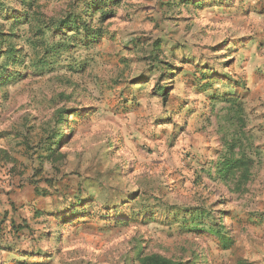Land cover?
Returning <instances> with one entry per match:
<instances>
[{"label":"rangeland","instance_id":"1","mask_svg":"<svg viewBox=\"0 0 264 264\" xmlns=\"http://www.w3.org/2000/svg\"><path fill=\"white\" fill-rule=\"evenodd\" d=\"M215 1L195 9L123 0L106 22L112 37L63 53L51 72L8 67L15 77L0 84L1 264H138L137 247L183 264H264V0ZM4 2L11 10L0 15V51L13 45L28 58L43 48L37 23L78 5L35 0L27 11L18 0ZM26 13L28 22L15 23ZM127 35L139 39L136 46H127ZM46 39L58 37L46 29ZM155 40L163 42L161 60L178 67L161 82L170 86L166 100L155 90L160 71L146 60ZM198 63L212 67L207 76L231 82L198 79ZM226 91L241 98L243 111ZM60 109L82 116L61 124ZM58 132L62 156L53 161L47 149ZM233 137L235 152L250 160V180L240 188L215 174ZM133 191L137 200L119 203L118 215L132 216L123 223L94 217L57 226L48 214L83 194L118 192L122 200ZM180 207L214 218L195 229ZM12 221L24 230L11 234Z\"/></svg>","mask_w":264,"mask_h":264},{"label":"trees","instance_id":"2","mask_svg":"<svg viewBox=\"0 0 264 264\" xmlns=\"http://www.w3.org/2000/svg\"><path fill=\"white\" fill-rule=\"evenodd\" d=\"M21 4H24L27 7V11L34 6L35 0H18ZM211 2H216L215 0H172V3L175 5H183L185 7H193L197 9H202ZM123 0H78V5H75V2L72 7L60 18H51L43 21H39L37 23V32L36 34L39 36V43L43 46L42 50L36 55L35 58H28L24 50L19 49L16 46L9 45L5 49H1L0 51V84H5V81H9L15 77V74L6 75L7 69L9 66L17 64L23 65L25 72H48L53 71L56 68V61L60 59L63 53L68 52L72 48H76L78 46H90L91 44L98 42L102 37H112L113 32L109 30L108 24L106 22L115 17L117 12L121 9H124ZM11 10V8L6 7L4 0H0V15L5 13V11ZM39 5L37 1V21L40 20L42 15L38 12ZM17 24H23L28 22L29 15L25 14V17L18 18L16 17ZM41 22V23H40ZM13 28H16L13 26ZM49 30L53 37H58V39H53L48 41L46 39V29ZM13 34V33H11ZM139 39L134 37L133 35H127L125 37V43L127 46H136ZM163 42L160 40H155L151 43L149 49V55L146 57L149 64L160 71V75L154 78L156 82L155 90L157 91L158 96H161L164 100L168 99L170 94V86L162 85L161 82L166 79L173 80L177 75L176 71L178 67L169 61L161 60V55L164 54V50L162 49ZM211 48V47H210ZM216 50V48H213ZM203 59L200 57V61ZM199 61V62H200ZM207 62V61H206ZM208 64V62H207ZM168 67V68H167ZM212 67L210 65H206L204 63H198L197 73L200 75L198 79L210 80L213 84L216 81H230L228 75H212L208 74L209 70ZM20 76H25V73H21ZM231 82V81H230ZM226 99L233 104L236 111L240 107L243 111V102L240 100L241 98L234 94L226 91L225 94ZM226 100V101H227ZM241 103V105H240ZM71 114L76 116H82V113L78 111H64V109H60L57 112V117L59 116V123H65L69 121V116ZM237 116V115H236ZM240 122V119L237 118ZM74 122H77L74 119ZM243 123V120H241ZM70 124V123H69ZM59 134V135H58ZM57 135H53L50 138H53V141L50 142V145L47 149V156H49L53 161L55 158L61 157V153H59V148L61 146L62 140L64 139V135L58 132ZM49 138V139H50ZM55 138V139H54ZM235 139V140H234ZM238 139L232 138L231 141H227V145L230 147V152H226L221 159L218 161L216 166V176L224 181L229 182L231 180L237 182L238 188L244 183H247L250 180V160L244 157H239L240 154L235 152V148L238 145ZM246 156V155H242ZM58 161V159H57ZM39 191V189H37ZM114 191V190H113ZM40 192V191H39ZM88 193V192H87ZM124 194V198L122 200H118L117 195H113L111 197L105 198L102 196H96L92 193H88L87 196H77L74 200L67 201V203L62 204H54L55 207L51 211L48 212L51 219H55L57 226H75L79 223L87 222L90 218L99 217L101 219H105V223L112 225L114 223H123L124 220H130L132 216L126 215V217H122V210H119L120 204H127L135 201L139 198V194L137 191H133L131 193L126 192ZM128 196V198H127ZM85 198V199H84ZM102 202V203H100ZM100 203L101 205H98ZM95 205H98V212L93 209ZM109 214H105L106 211ZM183 212L182 217H187L189 215L190 221L192 222V226L196 229L201 228L203 224L204 218H214L208 213L205 214L200 208H182L180 207L176 212ZM146 214V211L143 212V215ZM212 214V213H211ZM41 215H43L41 213ZM149 216V215H148ZM153 217V216H151ZM138 219L137 216L134 215L132 220ZM20 224H17L15 221L10 223L9 232L11 234L18 233L20 230H24V228H19ZM210 234L219 235L221 239H226L225 234L220 231H215L213 227L208 225L206 227ZM0 234H3V231H0ZM52 236L51 234L45 233L44 236ZM228 244L231 243L230 239H226ZM136 260L138 264H183L182 261L176 260L173 258H169L162 254L157 253H144L141 247H137L135 249ZM36 254V253H34ZM41 254V249L37 248V255ZM1 264V263H0Z\"/></svg>","mask_w":264,"mask_h":264}]
</instances>
